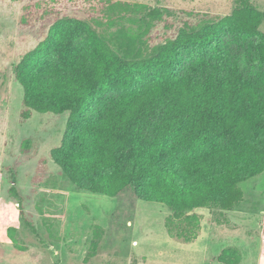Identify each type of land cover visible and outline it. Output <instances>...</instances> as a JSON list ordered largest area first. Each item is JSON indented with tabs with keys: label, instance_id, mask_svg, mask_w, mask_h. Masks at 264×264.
Returning <instances> with one entry per match:
<instances>
[{
	"label": "trees",
	"instance_id": "1",
	"mask_svg": "<svg viewBox=\"0 0 264 264\" xmlns=\"http://www.w3.org/2000/svg\"><path fill=\"white\" fill-rule=\"evenodd\" d=\"M236 1L231 15L181 29L153 54L147 42L149 27L165 14L159 9L147 13L145 29L128 33L120 51L95 31L79 49L56 22L13 70L24 89V119L69 113L75 137L52 157L70 182L111 198L131 188L141 201L167 206L166 230L183 243L201 233L202 217L193 211L233 210L244 201L240 185L264 172V15L250 0ZM234 33L259 38L257 73L245 74L231 47L223 51ZM186 50L198 55L184 72ZM110 95L99 118L81 123ZM11 191L25 219L20 193ZM220 261L239 264L240 257L225 249Z\"/></svg>",
	"mask_w": 264,
	"mask_h": 264
},
{
	"label": "rangeland",
	"instance_id": "2",
	"mask_svg": "<svg viewBox=\"0 0 264 264\" xmlns=\"http://www.w3.org/2000/svg\"><path fill=\"white\" fill-rule=\"evenodd\" d=\"M236 2L0 0V264H224L225 249L237 251L239 264H264V172L240 185L244 201L233 210L193 211L202 217L201 233L196 242L183 243L166 230L172 215L167 206L141 201L131 188L111 198L70 182L52 157L53 150L75 137L67 128L69 113L33 112L24 119V89L13 71L56 22L64 23L79 49L88 48L89 33L95 31L120 51L128 33L145 29L147 13L159 9L163 19L149 27L147 48L153 54L181 29L197 30L231 15ZM249 4L264 15V0ZM260 31L264 34V20ZM258 40L234 33L223 40V51L231 47L243 72L255 74L260 70ZM197 55L183 52L184 72ZM52 59L57 63V56ZM223 74L219 70L218 76ZM112 98L97 101L81 123L99 118ZM12 187L20 193L25 219Z\"/></svg>",
	"mask_w": 264,
	"mask_h": 264
},
{
	"label": "crops",
	"instance_id": "3",
	"mask_svg": "<svg viewBox=\"0 0 264 264\" xmlns=\"http://www.w3.org/2000/svg\"><path fill=\"white\" fill-rule=\"evenodd\" d=\"M107 226H108V224H107ZM103 227V229H106V225H104V226H102ZM200 241V240H199ZM140 263V262H139ZM139 263H137V264H139Z\"/></svg>",
	"mask_w": 264,
	"mask_h": 264
}]
</instances>
